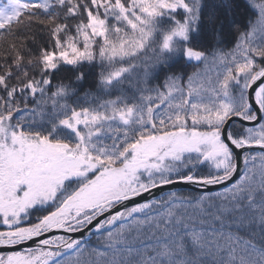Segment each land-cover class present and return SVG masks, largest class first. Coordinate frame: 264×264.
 Listing matches in <instances>:
<instances>
[{
  "label": "snow or ice",
  "instance_id": "obj_1",
  "mask_svg": "<svg viewBox=\"0 0 264 264\" xmlns=\"http://www.w3.org/2000/svg\"><path fill=\"white\" fill-rule=\"evenodd\" d=\"M0 264H264V0H0Z\"/></svg>",
  "mask_w": 264,
  "mask_h": 264
}]
</instances>
